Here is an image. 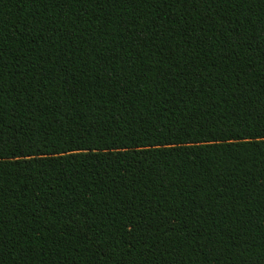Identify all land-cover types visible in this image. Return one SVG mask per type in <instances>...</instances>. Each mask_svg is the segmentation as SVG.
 <instances>
[{"label":"trees","instance_id":"trees-1","mask_svg":"<svg viewBox=\"0 0 264 264\" xmlns=\"http://www.w3.org/2000/svg\"><path fill=\"white\" fill-rule=\"evenodd\" d=\"M0 264H264V0H0Z\"/></svg>","mask_w":264,"mask_h":264}]
</instances>
